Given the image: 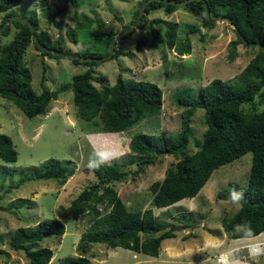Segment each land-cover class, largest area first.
I'll list each match as a JSON object with an SVG mask.
<instances>
[{
	"label": "rangeland",
	"instance_id": "1",
	"mask_svg": "<svg viewBox=\"0 0 264 264\" xmlns=\"http://www.w3.org/2000/svg\"><path fill=\"white\" fill-rule=\"evenodd\" d=\"M138 1L76 0L77 7L63 0H21L7 13L10 16L36 14L39 27L48 30L51 40L64 35L63 47L69 49L71 54L84 57L82 53L89 50L104 57L105 52H109L107 38L91 40L88 36L89 29L96 28L95 23L77 30L78 44L69 42L63 34L64 30L73 26L75 15L82 17L83 14H90V18L104 20L111 31L120 34L124 24L133 19L131 10L138 6ZM96 13L100 14L99 17ZM5 14L0 12V23ZM116 15L122 20L119 21ZM154 17L176 23V47L152 43L149 23ZM142 23L143 28L134 30L125 39L117 40L116 48L122 49L125 55L102 61L93 60L98 62L93 67L95 76H105L104 84L113 85L120 74L125 78L153 82L162 89L160 114L148 116L118 134L95 132L91 122L76 118L72 91L67 86L72 76L84 71L86 66L74 64L67 56L49 58L32 43L27 47L24 62L30 68L34 91H41L43 81L45 87L58 90L59 93L44 112L31 118L0 96V133L11 137L18 152L14 163L0 160V264H29L22 251L8 246L11 234L18 227H31L40 220L62 214L61 208L67 207L83 188L95 181L93 171L87 169L93 155L103 163L122 161L129 155L128 143L134 134H159L161 131L176 133L180 129L181 114L187 109L179 105L177 99L193 100L199 88L214 78L234 80L258 51L256 47L237 44L238 54L233 62H229V42L236 39L230 24L225 20L216 21L215 26L209 29L183 7L171 14H166L162 9L151 11ZM8 25L9 33L0 34V48L11 41L17 32L11 20ZM154 27L164 36L167 29L165 24H155ZM192 28L196 31L191 32ZM188 40L190 53L180 54L177 46L186 44ZM94 84L101 88L98 82ZM244 109H250V106ZM258 109H262V105ZM204 115L203 108L193 110L190 125L194 138L188 144L187 153H193L197 149L194 142L203 138L207 126ZM50 158L58 159L60 163L69 160L74 167L73 175L64 184L53 180L19 182L29 175V168L38 167ZM176 160L172 155L160 154L141 176L133 179L128 173L123 181H116L113 186L130 210L152 208L159 222L177 223L179 219L191 222L190 219H194L191 222L192 227L196 224L194 229L178 228L174 237L162 241L157 257L122 247L93 244L87 255L90 264H264V231L250 239H229L222 228V219L236 212L239 204L217 196L219 191L238 192L239 188L246 186L252 153L247 152L214 170L194 197L184 198L167 207H156L152 204L149 186L161 180L167 167ZM135 168L130 165L125 170L130 172ZM16 203H22V206L15 208ZM189 210L196 212L190 213ZM198 212L201 217H197ZM89 217L86 214L78 221L72 217L64 218L65 232L61 237L49 235L39 242L38 247H49L53 252L48 264H59L65 257L78 255L76 246L80 234L89 225Z\"/></svg>",
	"mask_w": 264,
	"mask_h": 264
},
{
	"label": "trees",
	"instance_id": "2",
	"mask_svg": "<svg viewBox=\"0 0 264 264\" xmlns=\"http://www.w3.org/2000/svg\"><path fill=\"white\" fill-rule=\"evenodd\" d=\"M63 1L78 7L75 4L76 0ZM180 1L184 0L168 2L139 0L138 6L131 10L133 19L125 23L119 33L132 25L141 6L147 2L145 9L134 29L121 38L125 39L134 30L143 28L142 21L151 11L162 9L166 14H171L183 7L209 29L215 26L212 20L215 17H225L234 25L236 39L229 42L231 47L227 57L229 62H233L238 54L237 44L256 47L258 51L234 80L214 78L199 88L198 95L193 100L179 97L178 104L187 109L181 114L180 129L176 133L161 131L159 134H134L128 143L129 155L122 161L112 160L103 163L93 155L90 163L94 162L96 166L89 164L87 169L93 171L95 181L83 188L67 207H62V214L55 218L40 220L31 227H18L11 234L8 246L13 250L22 251L29 264L49 263L53 252L49 247H38L39 242L49 235L61 237L65 232L62 220L67 217L78 221L87 214L90 216L89 225L80 234L76 246L78 255L65 257L59 264H90L87 255L96 243L157 257L162 241L174 237L178 228L194 229L196 224L192 227L191 223L194 219H190L191 222H183L181 219L177 223L159 222L155 219L152 208L130 210L114 189L113 183L123 181L128 173L133 179L145 173L147 167L153 164L160 154L172 155L177 160L167 167L161 180H156L149 186L152 204L156 207H167L184 198L194 197L214 170L251 152L247 184L236 192L241 194L242 199L239 202L233 201L231 194L234 191L222 190L217 194L219 199L239 204L236 212L223 217L222 228L229 239H250L264 231V34L261 44L254 45L260 39L264 28V0H186L183 4L177 3ZM20 2L21 0H0V12L6 13L0 26L10 17L7 12ZM206 6L209 10V19L206 17ZM99 15L97 14V17ZM90 16L75 15L73 26H68L63 34L69 42L78 44L77 30L95 23L96 28L88 31L89 38L91 40L107 38L106 45L109 47L111 39L116 34L106 26L104 20ZM22 17L26 18L31 26L11 20L17 32L11 41L0 48V96L12 102L25 116L31 118L44 112L51 101L58 98L59 91L49 90L43 81L41 91H34L30 68L24 62L27 47L32 43L49 58L65 57L40 50L33 35L40 44L50 49L64 54L70 53V50L63 47L64 35L51 40L48 30L39 27L36 14ZM116 17L119 21L122 20V17L118 15ZM161 23L167 26L164 36L154 27L155 24ZM176 27L175 22L160 17L152 18L149 23L152 43L155 45L165 43L169 48L176 47ZM9 31L10 25H7L0 34L7 35ZM190 31L194 32L196 29L192 28ZM116 43L112 58L126 54L122 49L116 48ZM190 48L189 40L186 44L177 46L180 54L190 53ZM107 54L108 50L104 55ZM82 55L95 58L103 56L89 50ZM71 61L87 67L81 73L72 76L67 89L72 91L76 118L91 122L93 131L122 133L142 119L160 114L163 103L162 89L157 84L125 78L120 74L113 85L104 84L105 76L102 78L95 76L93 67L98 64L97 61L80 59ZM94 82L101 84V88L95 86ZM247 105L250 109H244ZM260 105L262 109H258ZM196 108L204 109L207 126L203 138L194 142L197 149L193 153H187L188 144L191 138H194L190 123L191 115ZM17 158L18 152L11 137L0 133V160L14 163ZM68 161L60 163L58 159L45 160L38 167L29 168V175L19 182L53 180L58 181L60 185L64 184L74 173V167ZM130 165L136 168L129 169V172L125 167ZM20 206L22 203L15 204V208ZM178 209L181 211V206ZM197 214V217H201L200 212Z\"/></svg>",
	"mask_w": 264,
	"mask_h": 264
},
{
	"label": "water",
	"instance_id": "3",
	"mask_svg": "<svg viewBox=\"0 0 264 264\" xmlns=\"http://www.w3.org/2000/svg\"><path fill=\"white\" fill-rule=\"evenodd\" d=\"M163 1L168 2V0H163ZM170 2L174 3V1H170ZM185 2H186V0H184V1H180V2H177V3H181V4H183V3H185ZM146 3H147V2H144L143 5L141 6V8H140L138 14L136 15V17H135L134 22L132 23V25H131L128 29L124 30V31L121 32L120 34H117L115 37H113V38L111 39V41H110V43H109V52H108V54H107L106 56H104V57H101V58L86 57V56L81 57V56H76V55L71 54V53H65V54H64V53H60V52H58L57 50L50 49V48H48V47H46V46L40 44L39 41L37 40V38H36L34 35H33V39L35 40L36 44L39 46V49H40V50H43V51L48 52V53H51V54L65 55V56H67V57H69V58H71V59H80V58H83L82 60H95V59H97V61H98V60H99V61H102V60H104V59H110V58L112 57V55H113V49H114V46H115L116 41L119 40V39H120L121 37H123L124 35H126V34H127L128 32H130L132 29H134L135 24L139 21L141 15H142V13H143V11H144V9H145ZM206 17L209 19V10H208L207 6H206ZM9 20L20 21V22H22V23H25V24H28V25L31 26L30 22H29L26 18H24V17H22V16H10V17L5 21V23H4L2 26H0V31L4 30V29L7 27V25H8V21H9ZM212 20H213L214 22H216V21H222V20H225V21L228 22V20H227L225 17H215V18H213ZM228 24H230V26H231L232 28L235 29V27H234L233 24H231V23H229V22H228ZM31 28H32V27H31ZM32 32H33V29H32ZM263 34H264V28H263L262 31H261L260 39L258 40V42L254 43V45H260V44H261V40H262V36H263Z\"/></svg>",
	"mask_w": 264,
	"mask_h": 264
},
{
	"label": "clouds",
	"instance_id": "4",
	"mask_svg": "<svg viewBox=\"0 0 264 264\" xmlns=\"http://www.w3.org/2000/svg\"><path fill=\"white\" fill-rule=\"evenodd\" d=\"M115 134H118V133H115ZM90 166H96V165L94 164V162H92L90 163ZM231 195H232L233 201L235 202H239L242 199V196L239 193L233 192Z\"/></svg>",
	"mask_w": 264,
	"mask_h": 264
},
{
	"label": "crops",
	"instance_id": "5",
	"mask_svg": "<svg viewBox=\"0 0 264 264\" xmlns=\"http://www.w3.org/2000/svg\"><path fill=\"white\" fill-rule=\"evenodd\" d=\"M251 238H254V237H251Z\"/></svg>",
	"mask_w": 264,
	"mask_h": 264
}]
</instances>
